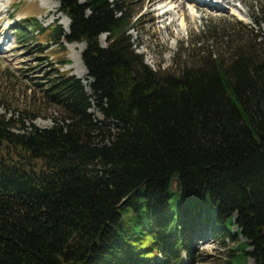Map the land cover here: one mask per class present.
<instances>
[{"label":"trees","instance_id":"obj_1","mask_svg":"<svg viewBox=\"0 0 264 264\" xmlns=\"http://www.w3.org/2000/svg\"><path fill=\"white\" fill-rule=\"evenodd\" d=\"M58 1L69 30L57 19L49 37L85 42L92 92L58 68L42 88L52 125L0 112V264H174L192 260L198 222L246 238L230 264H264V37L252 27L227 60L157 68L124 0ZM19 26L20 39L47 29L35 15Z\"/></svg>","mask_w":264,"mask_h":264},{"label":"rangeland","instance_id":"obj_2","mask_svg":"<svg viewBox=\"0 0 264 264\" xmlns=\"http://www.w3.org/2000/svg\"><path fill=\"white\" fill-rule=\"evenodd\" d=\"M52 1L54 3L49 6L42 4L41 0H0V45L6 43L0 50V112L10 115L17 111L32 110L36 114L34 121L40 126L53 124L55 107L44 100L42 90L46 79L58 68L80 76L82 57L79 53L82 55L85 48L84 44L80 51V41L74 47L65 38L60 44L49 37L52 31L50 27L57 19L67 31L68 19L70 23V18L67 16V19L57 9L59 1ZM207 2L216 5L198 3L196 0H124L128 6L127 13L134 20V27L129 30L133 46H137V51L144 55L145 61L152 67L174 70L209 53L213 57L221 55L227 60L237 45L235 43L239 35H247L252 27L259 33L257 40L264 37V23L259 26L253 17V4L264 0ZM165 8L169 13L159 15ZM33 15L43 25H47V29L41 32L37 28L23 26L29 35L20 39L19 23L24 17ZM209 26L214 27L212 33V29L208 30ZM4 33H7L6 37H2ZM227 33L232 35V39L227 38ZM248 36L254 35L249 33ZM100 42L107 43L106 33L101 34ZM80 77L86 81L88 74ZM86 89L92 92L90 87ZM90 111L96 119L104 118L94 104ZM172 189H176L175 184H172ZM201 224L195 223L187 230L192 260L184 252L181 260L174 264H230L229 253L246 238L241 234L232 237L217 233ZM229 228L235 232L237 225L230 222ZM247 259V262L252 261L251 256ZM235 262L244 264V260Z\"/></svg>","mask_w":264,"mask_h":264},{"label":"bare ground","instance_id":"obj_3","mask_svg":"<svg viewBox=\"0 0 264 264\" xmlns=\"http://www.w3.org/2000/svg\"><path fill=\"white\" fill-rule=\"evenodd\" d=\"M42 1V4L43 3H45V4H47V5H49V6H52V4L54 3L52 0H41ZM58 1V0H57ZM208 0H196V2H198V3H200V2H203V3H208L207 2ZM210 2H213V0H209ZM171 2H172V0H171ZM216 2V1H215ZM49 3V4H48ZM218 3V2H217ZM58 4H59V2H58ZM208 4H213V5H216L215 3H208ZM169 13V10L167 9L166 10V8L159 14V15H161V16H165V15H167ZM61 14V13H60ZM63 16V15H62ZM65 16V15H64ZM67 19H68V17L67 16H65ZM65 19V18H64ZM68 25H69V19H68ZM68 28H69V26H68ZM7 36V33H4L3 35H2V37H6ZM1 40H2V38H0V44H1ZM78 42H73V44H71V46H76V44H77ZM5 44L6 43H3L2 45H0V50H1V48H3L4 46H5ZM70 45V44H69ZM80 45V51L83 49V45H84V43L82 42L81 44H79ZM2 46V47H1ZM77 47V46H76ZM79 55H80V58L82 57V55H81V53H79ZM83 61L80 59V65H81V71L79 72V74H80V76H83V75H85V74H88V70L86 69V66L85 65H83L84 63H82ZM90 80L91 79H89L88 80V78L86 79V81H84V83H85V85H86V87L87 88H89V86H88V83L90 82ZM87 82V83H86ZM89 90V89H88Z\"/></svg>","mask_w":264,"mask_h":264}]
</instances>
